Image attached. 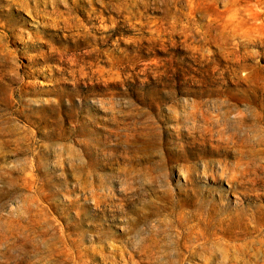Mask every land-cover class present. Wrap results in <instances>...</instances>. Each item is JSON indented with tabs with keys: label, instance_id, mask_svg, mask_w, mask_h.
I'll use <instances>...</instances> for the list:
<instances>
[{
	"label": "rangeland",
	"instance_id": "374dc122",
	"mask_svg": "<svg viewBox=\"0 0 264 264\" xmlns=\"http://www.w3.org/2000/svg\"><path fill=\"white\" fill-rule=\"evenodd\" d=\"M72 1L0 0V207L28 227L20 264H39L41 246L47 264L67 234L81 239V250L113 243L131 264H168L163 248L197 229L201 203L214 208L203 228L217 250L230 246L240 257L245 246L264 247V124L238 125L233 113L227 125L254 149L244 180L188 182L187 166L235 157L215 139L193 144L185 128L174 135L184 125L172 111L193 99L253 93L255 83L264 93V0H183L184 11L198 8L207 38L197 48L213 60H195V45L180 35L151 42L154 22L140 30L119 14L111 20L105 0H77L75 10ZM163 14L151 9L133 21ZM234 55L244 63L239 74L226 71ZM140 237L162 245L144 253ZM107 260L99 253L89 262Z\"/></svg>",
	"mask_w": 264,
	"mask_h": 264
},
{
	"label": "bare ground",
	"instance_id": "6f19581e",
	"mask_svg": "<svg viewBox=\"0 0 264 264\" xmlns=\"http://www.w3.org/2000/svg\"><path fill=\"white\" fill-rule=\"evenodd\" d=\"M53 0H51L52 2ZM104 6L113 14L110 17L115 21V15L119 14L125 22L135 24L138 29H144L145 25L154 22L150 25L152 32L156 35L150 40L151 42H161L171 40L177 42L174 38L176 35L183 37V42L190 45H195L196 53L195 60H213L215 54H210L208 50L202 51V48H197L199 44L204 43L207 38L203 26L200 28L196 11V5H191L190 11H184L182 8L183 0H105ZM72 10L79 8V2L73 0L70 4ZM163 11V16L154 19L146 17L148 22L135 23L134 18L140 19L145 17V13L149 10ZM61 15L60 12H57ZM90 20H95L98 17L93 13L87 15ZM71 20L67 23L70 24ZM117 23V22H116ZM151 32V33H152ZM170 37V38H166ZM226 50L222 49V53ZM228 53V52H226ZM230 55V53H228ZM232 55V54H231ZM236 61L230 66L227 72L239 74L241 68L245 69L241 56L234 55ZM241 77V76H239ZM245 79L251 78L247 73ZM261 86L254 84L253 93L244 94H224L216 98L193 99L184 105L183 111L178 108H172L174 116L184 126L178 125L173 133L176 136L184 135V129L189 130L193 144L203 145L210 138L215 139L219 145L216 148L220 151H225L229 155L235 157L234 161H205L202 164L195 166H187L185 174L187 181L191 182L194 175L215 176L220 175L225 177L234 185L236 182L244 180L253 167V159L251 155L254 151L249 148V144L241 142L238 135L228 133L227 125L230 124V119L233 113L237 114L236 123L243 125L247 120H253L254 123L261 122L264 124V93L259 94L257 89ZM239 104L248 106L247 110L239 107ZM261 104V106H259ZM248 111L251 115H247ZM240 127V126H239ZM264 131V130H263ZM202 138V141H201ZM100 187L92 186L91 193L93 198L101 200L103 193L100 192ZM11 192V191H7ZM11 195V194H8ZM1 198V197H0ZM0 206L2 204L0 203ZM12 209L15 205H12ZM198 222L197 229L193 232L180 231L177 238L171 240L166 247L163 248L161 256L166 259L168 264H264V247L255 248L245 246L244 255L233 257L230 254L229 248H220L217 250V244L208 241L209 237L203 228V223L212 213L213 207L206 203H201L198 206ZM41 215V213H39ZM188 219V218H186ZM40 225L41 222H38ZM38 227V226H37ZM28 227L17 220L13 211H2L0 207V264H20L26 258L27 250L25 243L30 240ZM38 234H41L38 229ZM140 249L146 253L150 245H162L160 241H150L146 237H140ZM81 240V239H80ZM79 239L72 238L71 234H67L64 243L58 248L50 250L45 262L47 264H92L89 262L90 257L99 258V253H103L105 258H109L103 264H131L130 257L126 253L118 252L119 247L113 243L109 245L93 248V251H85L78 248ZM221 245L231 244L226 240L218 241ZM238 243H235L237 245ZM242 246V245H237ZM236 246V247H237ZM238 248V247H237ZM58 249V252L56 251ZM109 252L111 255L105 253ZM54 253L56 256H54ZM38 263L42 264L44 256L42 255V246L38 249ZM102 257V256H101ZM122 257V258H121ZM127 257V258H126Z\"/></svg>",
	"mask_w": 264,
	"mask_h": 264
}]
</instances>
